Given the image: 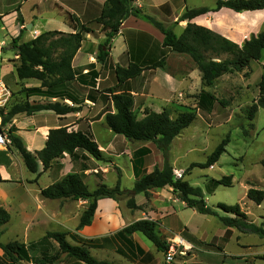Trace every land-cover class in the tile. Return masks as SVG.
Masks as SVG:
<instances>
[{"label": "rangeland", "instance_id": "1", "mask_svg": "<svg viewBox=\"0 0 264 264\" xmlns=\"http://www.w3.org/2000/svg\"><path fill=\"white\" fill-rule=\"evenodd\" d=\"M97 1L100 2L101 0ZM217 1L133 0L132 6L139 9L142 15L153 18L179 35L187 24V21H180V16L186 9L200 7L213 9ZM21 3L19 11H15L6 17V30L10 35L18 32L19 20L17 18L20 14L24 19H27L32 13L35 15H37L36 13H49L47 4L43 0L23 1ZM33 4H37L38 8L31 10ZM50 9L56 12L58 20L64 21L69 26H72L69 22L71 17L79 25L83 24L93 30H98V34L103 37L100 38L97 35L95 37L101 41L100 43L104 42V33L93 22L100 12L95 16L83 17L81 21H78L79 19L71 15L59 2H53ZM249 13H236L237 16L232 11L222 8L218 12H209L204 16L194 18L190 23L210 29L241 45L243 41L248 40L251 36H256L264 29V10L254 15ZM89 18L90 20H88ZM48 19L46 25L49 26H44V28L50 27L53 23H56V26L61 24L60 21L52 19L50 15ZM146 25V29L153 28L149 23ZM28 31L31 32L32 28ZM156 32L161 36L157 30ZM4 33L5 31H0V42L8 43L10 41L11 43L13 38L7 39L8 34L5 35ZM22 34H28L25 27L20 30L19 42L24 41ZM147 35L145 34L149 39L145 36L138 37V39L144 40L142 49L145 52L144 57H142V65L148 66L161 58H164V63L162 68L146 70L141 76L131 81L132 91L130 94L135 117L141 119L145 108L154 112H161L166 109L172 118L182 112H193L196 116L195 120L172 141L168 151V163L173 169L174 179H182L192 187L200 188L206 205L216 210L220 216L230 215L218 209V204L225 206L238 204L240 210L246 214L248 222L258 226L262 225L264 228V200L260 205H255L246 197L250 188L264 192V168L261 165V161L264 160V110L258 108L251 121L247 118L248 109L258 100L259 83L262 79L264 81V51L260 61L251 62L249 67L243 71L224 75L216 80L213 86L205 87L201 82L200 72L187 55L175 54L162 49L158 38L151 37L152 34H148V32ZM125 38L129 39L130 34H126ZM134 39L136 40L137 37L134 36L132 40ZM0 46L4 45L0 44ZM2 48L4 50L0 51V58H7L5 65L15 67L18 64V60L15 58L17 57L15 55L16 50L12 48L7 51L6 47ZM97 53L98 50L90 51L94 60V54L97 55ZM108 60L109 57L103 64L101 78H98L96 82L95 90L97 92H93L89 88H81L75 82L69 85V87L75 88L81 98H86L91 91L96 99L94 103L84 99L80 111L77 114L74 113L75 115L69 114L68 118L69 123L74 122L77 130L89 129L102 152V160L97 161L85 153L78 152L77 159L74 161L66 153L67 157L62 156L57 161H53L51 168L46 172H42V165L39 161L42 176L39 178L38 175L33 181H38L37 184H30L28 187L15 185L14 183L25 185V182L29 181L33 174L25 169L20 155L12 146L11 127L16 129L14 135L22 139L26 149L31 150L33 146L40 147V142L37 139H33L31 144L28 143V138L35 133L36 127L46 126L56 129L57 126L62 125L61 120L55 117L52 112H40L41 114L31 116L19 114L14 117L11 123L3 124L7 131L9 144L7 148L0 150V168L5 169L8 179L14 182L8 181V183L1 185L3 190L13 194V197L33 201L41 198L37 193L39 189L50 185L51 181H58L67 174H82L83 181L90 192L101 184L110 189L113 188L119 176L120 189L124 194L115 200L104 199L103 202L97 203L93 225L98 229L107 227L105 215L108 216L107 234L120 230L140 219L157 220V235L166 242L168 250L173 249L174 252L173 261L170 264H264V261L259 259L260 256H264V238L255 234H243L233 228H226L217 217L199 214L194 208H188L177 194L172 193L171 188L150 190L147 198L143 194H130L135 181L131 168L133 153L142 147L151 150V154L145 160V168L148 173L156 167H162L163 157L152 143L126 140L122 136L113 134L105 125V113L113 112L107 101L108 97H105V92L115 84V77L112 72L115 64L111 62L112 64L107 67ZM125 61H127L125 56L120 58V64L123 65ZM77 75L78 77L84 76L81 73H77ZM0 78L11 94L4 117L15 104H21L25 101L30 104L49 101L43 97H30L28 100L25 97L22 90L38 86L40 83L37 81L18 82L14 71L5 74L0 70ZM202 91L207 92L215 99L211 107L198 104L199 94ZM63 103L66 102L63 101ZM33 128H35L34 131ZM244 132L247 135H244ZM227 135L230 138L229 143L225 147V153L221 155L217 163L205 169L192 167V165L204 164L207 157ZM82 166H85L87 170L81 172ZM225 178H229L230 186L214 185V182H220ZM129 198L134 199L138 210H130L127 207L126 203ZM86 206V201L65 200L56 201L55 206H50L48 209L63 211L64 233L77 235V215L79 213L81 215ZM98 209L99 212H97ZM11 215L12 221L2 238L4 243L18 237L22 238L23 235V226H21L17 214L11 211ZM114 235L103 237L108 238L104 245L110 249L116 248L127 253L128 248L121 242L122 239L114 238ZM136 236L141 246L153 253L156 252L151 242L139 233ZM67 240L73 244L69 238ZM242 244L249 245L251 249H240ZM33 245L40 246L39 242ZM53 246V243H47L40 247L49 249V253L53 254ZM254 252H257L258 255L253 256ZM238 255L242 258L234 257ZM163 256L165 257V253ZM98 257L109 256L103 252ZM97 259L100 260L101 258ZM3 262L6 263V261ZM28 263L23 262V264ZM59 264H74V261L62 256Z\"/></svg>", "mask_w": 264, "mask_h": 264}, {"label": "trees", "instance_id": "2", "mask_svg": "<svg viewBox=\"0 0 264 264\" xmlns=\"http://www.w3.org/2000/svg\"><path fill=\"white\" fill-rule=\"evenodd\" d=\"M132 2L133 0H105L98 17L93 21L100 27L105 37L104 42L100 43L97 48L98 53L95 59L99 64H104L109 57L111 40L118 34L120 25L129 17L145 20L152 25L162 35L160 43L162 49L175 54L187 55L200 72L201 82L205 87L213 86L215 81L224 75L243 71L249 67L251 62H258L262 57L264 29L256 36H251L248 40L243 41L241 45H238L218 33L192 24L190 21L209 12H218L222 8L235 13L262 11L264 10V0H218L213 9L206 7L186 9L180 16V21H187V24L179 35H176L171 29L164 27L162 23L155 21L153 18L142 15L139 9L132 6ZM17 19L21 22L19 17ZM69 20L72 27H74V33L65 34L58 31H47L42 32L28 42H19V35L11 40V46L16 50L15 55L18 60V64L14 67V73L18 81L34 80L40 83L38 87L22 90L27 100L30 97H43L57 99L58 101L33 104L25 101L21 104H15L3 117L2 123L4 125L11 123L14 117L19 114L31 116L40 112H52L58 117H64L79 112L84 99L92 103L96 101L91 91L97 92L95 90L97 73L90 70L86 75L78 77L72 68L73 58L80 49L85 35L93 33V30L83 24L79 25L71 17ZM139 36L144 37L145 34L141 33ZM139 36H136L137 39L133 40L138 45L137 49L135 46H131L125 53L127 66L121 67L118 65L114 69L115 84L105 92V97H108V99H105L111 105L113 112L108 111L105 113L104 123L113 134L122 136L126 140L152 143L161 152L163 165L161 168L156 167L148 173L145 168V160L151 154V150L147 147L136 150L131 158V168L135 181L130 194H143L147 198L150 190L169 187L172 189V193L177 194L188 208H194L199 214L217 217L226 228H233L243 234H255L264 238L263 226L248 222L246 214L240 210L238 204L232 206L218 204V209L230 215L220 216L216 210L206 205L200 188L192 187L182 179H174L173 169L168 163V151L172 141L195 120L196 116L193 112H182L172 118L170 112L166 109L161 112H154L145 108L141 119L135 117L131 91L126 89L125 86L141 76L146 70L162 68L164 63V58H161L148 66L142 65V57H144L145 52L142 49L144 40L138 39ZM148 37L150 38V36ZM72 82H75L81 88L91 89L86 98H74L68 90V86ZM64 97L73 106L60 102L65 99ZM213 101L215 99L207 92L202 91L199 94V105L211 107ZM258 108L264 110L263 79L259 83L258 100L247 111L248 120L253 119ZM15 131L16 129L12 126L10 129L12 146L20 155L25 169L31 174H38L39 161L42 165V172H46L51 168L52 162L61 158L64 153H68L71 160L74 161L77 159L78 152L85 153L94 160H102V152L99 150L89 129L71 132L66 127L50 129L44 147L35 153H31L26 149L22 139L14 135ZM244 135H247L246 132H244ZM229 140V135H227L207 157L204 164H196L192 167H202L204 169L212 167L225 153V147ZM261 165L264 168V160L261 161ZM86 170L85 166H82L81 172ZM82 176L79 173L67 174L60 181L41 189L39 193L42 199L87 202V206L79 217L76 231L92 224L97 203L100 200H115L124 194L120 189L119 176L113 188L110 189L101 184L92 192L88 190ZM228 179L225 178L220 182L216 181L214 185L230 186ZM246 197L255 205H260L264 200V192L250 188L246 193ZM126 205L130 210L139 209L133 198H129ZM9 220V213L0 208V228L4 227ZM156 227L157 222L140 219L118 231L114 238L130 243L129 237L134 233H139L151 242L158 252L164 254L168 251V248L166 242L162 241L157 235ZM68 238L73 244L67 240ZM107 241L108 238L91 240L83 239L76 234L47 232L39 241V245L53 243V254L49 253V249L39 246L38 255L32 256L31 252L38 245L30 244L26 246L18 241H11L6 244L0 242V249L9 264H23V262L59 264L62 256L74 261V264H113L110 261L98 260L90 254V249H101ZM136 247L137 251L142 254L143 251L138 246ZM259 259L264 261V256H260Z\"/></svg>", "mask_w": 264, "mask_h": 264}, {"label": "crops", "instance_id": "3", "mask_svg": "<svg viewBox=\"0 0 264 264\" xmlns=\"http://www.w3.org/2000/svg\"><path fill=\"white\" fill-rule=\"evenodd\" d=\"M18 1L20 3H17ZM23 1L24 0L22 1L21 0H0V3L2 5V7L0 8V31H5L4 33L5 35L8 34L6 37L7 39L16 38L19 35L20 30H22L24 27L26 29L27 26H30V29L32 28V31L29 32L27 30L28 34H22V38L24 40L23 42H28L34 39L35 37H37L42 32H47V31L56 30V31H60L65 34L74 33L75 32L73 30L74 27L67 25L62 20L61 21L58 20L56 12L50 9V6H53V2H59L60 5L64 9H67V11L71 13V15H74L77 19H79L78 21H81V18L83 17L88 18L90 17V15L92 16L97 15V13L100 12L99 11L100 8L103 6L105 2V0H101L100 2L97 0H43V2L47 4V7H48L47 10L49 11V13H45V14L36 13L37 15L32 13V15H30V17H28L27 19H24L23 16L20 14L19 18L21 19V22L18 23L16 21V23L19 24V25L17 24L18 32L10 35L6 30V17L9 16V14L14 13L15 11H19L20 6L22 4L21 2ZM29 1L31 0H27L24 2H29ZM37 8H38L37 4H33L31 6V10H35ZM9 10H12V11H9ZM259 12L260 11L250 12L249 14L252 13V15H254ZM233 13L236 14L235 12ZM243 13H248V12H242V14ZM49 15L50 17H52V19L60 21L61 24L56 26V23H53L52 25H50V27L44 28V26H49L48 24L46 25V23L49 21L48 19ZM88 20H90V18ZM144 23L146 22H143L140 19H137L134 17H129L120 25L118 34L116 35V37H114L111 40V47L109 50L110 51L109 60L106 64L107 67L109 64L110 65L112 64L111 62L115 64V67L116 65H119L121 67L127 66V61H125L123 65L120 64V58L122 57L124 58L125 53L128 51L129 47L135 46V48L137 49L138 47L137 43L133 42L132 40L134 36H139V34L141 33H144L147 35V32H148V34L149 33L152 34L151 37H154L156 39L158 38V41L161 43L162 35L160 36L159 34H156L157 32L152 25L151 26L153 28L149 27L150 29H146L147 28L146 24L148 23L146 24ZM50 28H55V29H50ZM98 33H99L98 30L97 31L93 30V33L85 36V39L80 49L78 50V52L76 53L72 61V68L75 70L76 73H81L82 75H86L90 70L93 72H96L97 73V76L95 79L96 82L98 78L99 79L101 78V71L103 69V64H99L98 66L96 59L94 60L93 57L90 55V51L97 50L98 45L101 42L99 41V39L95 37L96 35L100 38L103 37L101 36V34H98ZM126 34H130L129 39L125 38ZM0 44L4 45L2 47H6L7 51H10L12 49L10 41L8 43H6L5 41H1ZM2 47L0 46V51L4 50V48ZM95 57H96V54H94V58ZM6 59L7 58H0V70L3 71L5 74H9L12 71H14V67L13 66L9 67L8 65H5ZM91 67L92 69H89ZM114 69L112 70L109 68V70H112L113 74H114ZM28 81H31V80H28ZM38 86H35V87H38ZM130 86H131V81L125 86V88L132 91ZM68 90L70 91V93H72L74 98H78V99L81 98L79 96L80 94L75 90V88H71L68 86ZM48 100H49L48 102H53V101H56L57 99H48ZM63 101L66 102L65 104H67L68 106H73L69 100H66V98ZM63 101H60V102H63ZM36 114H41V113H36ZM68 116L69 115H66L64 117H58L55 115V117L61 120L62 127H66L69 132L77 131L76 126L73 124L74 122L69 123ZM61 126H57V127L59 128ZM34 129L35 128H33V131ZM50 129H55V128H50L46 126L36 127L35 133H33V135L28 138L29 139L28 143L31 144V141L33 139L35 140L37 139V141L40 142V147L36 148L33 146L31 147V150L28 149L29 152L35 153V152L40 151L44 147L46 139H47V135ZM63 157H67V155L64 153ZM40 166L41 165L38 162V174L40 176L39 178H41L42 176L40 174V171H41ZM38 174H33V177L30 178L29 181L25 182V185H24V184L14 183L11 180H9L6 170L3 168H0V208H3L4 210H6L10 215L9 222L4 227L0 228V232H1L0 242L1 243H4L2 241V238L4 237L5 232L7 231L9 223L12 221L11 211H14L17 214V218L19 219L21 226H23L22 238L18 237L12 241H18L19 243H22L28 246L30 244L39 242L45 236L47 232H60V233L65 232L63 211L58 210V209L57 210L48 209V207L50 206H55L56 201H65V200H49V199L37 198L36 200L30 201L28 199H23V198L19 199V198L13 197V194L11 193H6L1 187V185L8 183V181H11L12 183H14L15 185L19 187H23V186L28 187L30 186V184H35V183L37 184L38 181L34 183H31V182H33L37 178ZM63 177H61L58 181H60ZM58 181H51V184H53L54 182H58ZM45 187L47 186H44L43 188ZM41 189L37 191L38 194L40 193ZM101 202H103V200L99 201V203ZM97 212H99V209L97 210ZM77 217L79 220L80 213L79 215H77ZM104 219L106 220L105 221V225L107 226L106 228L98 229L97 227L93 225V221H92V224L90 226L84 227L83 229L78 231L77 235L83 239H91V240L101 239L103 237L114 235L118 231L123 229L122 228L120 230L111 232V234H107L108 233L107 232L108 231V216L105 215ZM152 221L157 222V220H152ZM136 234L137 233H134L131 235V237H129L128 240H130V243L128 241H123V240L121 241L128 248L127 253L119 249H116V248L110 249L104 245V247L101 249H90V254L94 256L95 258H101L100 260L110 261L113 264H166L164 261L163 254L161 252H158L157 250H155L156 252L153 253L150 250H147L145 247L141 246L140 243L136 239L137 238ZM136 246H138L143 251L142 254H140L137 251ZM244 248L248 250L251 249L249 245H246V244L240 245V249H244ZM39 250H40L39 247H35V249H33V251L31 252V255L37 256L38 254L36 255V253L39 252ZM103 252L106 253L109 257H105V258L98 257V255H100V253H103ZM252 255L253 256L258 255V253L254 252ZM234 257L242 258V256L240 255L234 256ZM3 261H6V263H4ZM0 263L9 264L8 260L4 256L1 249H0ZM28 264H32V263H28Z\"/></svg>", "mask_w": 264, "mask_h": 264}, {"label": "built area", "instance_id": "4", "mask_svg": "<svg viewBox=\"0 0 264 264\" xmlns=\"http://www.w3.org/2000/svg\"><path fill=\"white\" fill-rule=\"evenodd\" d=\"M11 94L9 89L5 86L4 82L0 78V150L7 148L9 144L7 131L5 130V126L2 123L3 117L6 114L5 108L8 103ZM173 249H169L165 253L164 261L166 264H170L173 261Z\"/></svg>", "mask_w": 264, "mask_h": 264}, {"label": "water", "instance_id": "5", "mask_svg": "<svg viewBox=\"0 0 264 264\" xmlns=\"http://www.w3.org/2000/svg\"><path fill=\"white\" fill-rule=\"evenodd\" d=\"M26 29L29 30L30 29V26H27Z\"/></svg>", "mask_w": 264, "mask_h": 264}]
</instances>
